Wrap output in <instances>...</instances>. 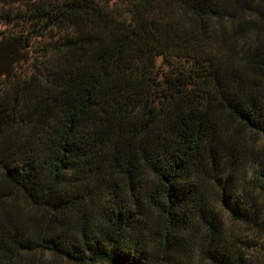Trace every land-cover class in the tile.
I'll return each mask as SVG.
<instances>
[{"label":"trees","instance_id":"16d2710c","mask_svg":"<svg viewBox=\"0 0 264 264\" xmlns=\"http://www.w3.org/2000/svg\"><path fill=\"white\" fill-rule=\"evenodd\" d=\"M7 2L0 264H246L223 216L264 226L234 128L264 140V0Z\"/></svg>","mask_w":264,"mask_h":264},{"label":"rangeland","instance_id":"374dc122","mask_svg":"<svg viewBox=\"0 0 264 264\" xmlns=\"http://www.w3.org/2000/svg\"><path fill=\"white\" fill-rule=\"evenodd\" d=\"M7 1L8 0H0V5H5L8 3ZM234 128L236 133H239L238 135L241 138V143L254 148L253 160L256 163L262 164L264 159V140L253 133H243V131L239 130L237 127ZM223 219L225 221L227 240L233 244L237 250L243 253L246 264H264V226L254 227L253 225L235 223L229 220L227 215H224ZM184 264L210 263L204 259H198L193 263L192 261H188L184 262Z\"/></svg>","mask_w":264,"mask_h":264}]
</instances>
